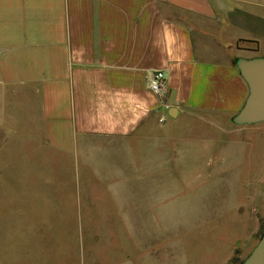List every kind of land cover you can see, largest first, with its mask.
Wrapping results in <instances>:
<instances>
[{
  "label": "crops",
  "instance_id": "crops-1",
  "mask_svg": "<svg viewBox=\"0 0 264 264\" xmlns=\"http://www.w3.org/2000/svg\"><path fill=\"white\" fill-rule=\"evenodd\" d=\"M250 60H264V0H0V264H42L24 240L52 193L80 206L79 164L120 176L114 192L188 157H205L199 178L228 173L213 145L232 155L235 126L264 122L236 121Z\"/></svg>",
  "mask_w": 264,
  "mask_h": 264
},
{
  "label": "rangeland",
  "instance_id": "rangeland-1",
  "mask_svg": "<svg viewBox=\"0 0 264 264\" xmlns=\"http://www.w3.org/2000/svg\"><path fill=\"white\" fill-rule=\"evenodd\" d=\"M227 140L234 142L232 155L229 149L220 161L228 153L216 144L212 153L219 158L213 168H229L226 174L199 178L194 170H204L205 157H188L183 169L132 179L131 188L117 192L107 185L121 183L120 176L75 165L80 206L75 198L73 212L69 200L52 193L41 204L35 241L24 240L26 253L36 252L42 264L50 263L51 251L56 264H122L125 258L124 264H241L264 233V122L235 126ZM165 237L173 240L169 248L160 246Z\"/></svg>",
  "mask_w": 264,
  "mask_h": 264
},
{
  "label": "water",
  "instance_id": "water-1",
  "mask_svg": "<svg viewBox=\"0 0 264 264\" xmlns=\"http://www.w3.org/2000/svg\"><path fill=\"white\" fill-rule=\"evenodd\" d=\"M240 69L249 82L251 94L236 121L239 123L262 121L264 120V60L242 62ZM241 264H264V233Z\"/></svg>",
  "mask_w": 264,
  "mask_h": 264
},
{
  "label": "built area",
  "instance_id": "built-area-1",
  "mask_svg": "<svg viewBox=\"0 0 264 264\" xmlns=\"http://www.w3.org/2000/svg\"><path fill=\"white\" fill-rule=\"evenodd\" d=\"M165 83L164 73L160 70L153 71L149 81H148V89L155 94H158L163 89Z\"/></svg>",
  "mask_w": 264,
  "mask_h": 264
}]
</instances>
